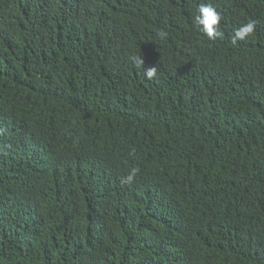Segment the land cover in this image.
I'll return each instance as SVG.
<instances>
[{
  "label": "trees",
  "instance_id": "obj_1",
  "mask_svg": "<svg viewBox=\"0 0 264 264\" xmlns=\"http://www.w3.org/2000/svg\"><path fill=\"white\" fill-rule=\"evenodd\" d=\"M0 264H264V0H0Z\"/></svg>",
  "mask_w": 264,
  "mask_h": 264
},
{
  "label": "clouds",
  "instance_id": "obj_2",
  "mask_svg": "<svg viewBox=\"0 0 264 264\" xmlns=\"http://www.w3.org/2000/svg\"><path fill=\"white\" fill-rule=\"evenodd\" d=\"M223 20V14L215 7L212 3H201L197 7V14L194 16L193 23L199 28V30L206 35L210 40H216L217 38H222L224 33L220 29L221 22ZM255 23L247 22L242 23L239 27L235 28L234 32L230 37V43L235 46L239 41H244L251 37L255 32ZM156 36L160 41L167 40L169 33L163 28L156 31ZM132 65L135 68H143V75L147 79H152L157 75V67L144 68V61L142 55H132L129 57ZM129 157L135 158L136 151L132 148L129 153ZM140 173V168L138 166H132L127 170V174L120 178V184L132 185Z\"/></svg>",
  "mask_w": 264,
  "mask_h": 264
}]
</instances>
